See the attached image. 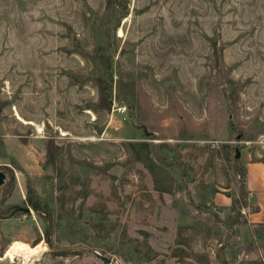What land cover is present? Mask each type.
I'll return each mask as SVG.
<instances>
[{
  "label": "rangeland",
  "instance_id": "374dc122",
  "mask_svg": "<svg viewBox=\"0 0 264 264\" xmlns=\"http://www.w3.org/2000/svg\"><path fill=\"white\" fill-rule=\"evenodd\" d=\"M256 162L264 0H0V264H264Z\"/></svg>",
  "mask_w": 264,
  "mask_h": 264
},
{
  "label": "crops",
  "instance_id": "0c3cea01",
  "mask_svg": "<svg viewBox=\"0 0 264 264\" xmlns=\"http://www.w3.org/2000/svg\"><path fill=\"white\" fill-rule=\"evenodd\" d=\"M258 172L262 173L260 178L257 177ZM246 187L250 198L255 200V205L257 206V208L252 210L251 216L254 221H264V166L259 162L249 165Z\"/></svg>",
  "mask_w": 264,
  "mask_h": 264
},
{
  "label": "bare ground",
  "instance_id": "6f19581e",
  "mask_svg": "<svg viewBox=\"0 0 264 264\" xmlns=\"http://www.w3.org/2000/svg\"><path fill=\"white\" fill-rule=\"evenodd\" d=\"M45 249L46 246L43 243L32 246L21 240H14L6 251V256L19 255L25 260H29L33 255L40 254Z\"/></svg>",
  "mask_w": 264,
  "mask_h": 264
},
{
  "label": "water",
  "instance_id": "95a60500",
  "mask_svg": "<svg viewBox=\"0 0 264 264\" xmlns=\"http://www.w3.org/2000/svg\"><path fill=\"white\" fill-rule=\"evenodd\" d=\"M240 156V152H239V149L237 148L236 149V157H239ZM5 178H6V173L4 172V171H2V170H0V184H3L4 183V181H5ZM21 210H23V211H29L30 210V208H21ZM94 253H95V255L97 256V257H99L105 264H116V263H114V261H113V259L112 258H110V257H108V256H106V255H104V254H102V253H100V252H98V251H94Z\"/></svg>",
  "mask_w": 264,
  "mask_h": 264
},
{
  "label": "trees",
  "instance_id": "16d2710c",
  "mask_svg": "<svg viewBox=\"0 0 264 264\" xmlns=\"http://www.w3.org/2000/svg\"><path fill=\"white\" fill-rule=\"evenodd\" d=\"M127 15V14H126Z\"/></svg>",
  "mask_w": 264,
  "mask_h": 264
}]
</instances>
